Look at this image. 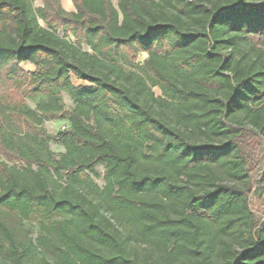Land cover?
<instances>
[{"label":"trees","instance_id":"obj_1","mask_svg":"<svg viewBox=\"0 0 264 264\" xmlns=\"http://www.w3.org/2000/svg\"><path fill=\"white\" fill-rule=\"evenodd\" d=\"M71 2L0 0V264H264V0Z\"/></svg>","mask_w":264,"mask_h":264},{"label":"rangeland","instance_id":"obj_2","mask_svg":"<svg viewBox=\"0 0 264 264\" xmlns=\"http://www.w3.org/2000/svg\"><path fill=\"white\" fill-rule=\"evenodd\" d=\"M117 1L118 0H111L113 5L115 6L117 5ZM59 2L65 11H74V5L71 2V0H59ZM33 5L35 8L42 7V0H34ZM40 25L45 27V24L43 22H40ZM59 35L60 36L63 35L61 31H59ZM84 49L87 50V48H84ZM146 57L147 55L145 53L140 54L138 56L137 63H142L146 59ZM22 69L26 72H29V71H33L34 68L30 64L24 63L22 65ZM71 80L74 86H79L80 84H82L81 81L75 79L73 76L71 77ZM152 90L156 96L160 95V90L158 88H153ZM61 98H62V102H63L65 109H71L73 107L72 100L65 93L61 94ZM26 103L29 106L34 107L31 101L28 100L26 101ZM41 126L46 130L48 134H56L57 132L64 130L67 126V123L66 121L51 120V121L42 122ZM47 146L56 155H59L60 153L64 151L61 145L56 144L53 141H49L47 143ZM251 150H252V158L256 160L255 164H251L252 165L251 174L254 178L258 179L257 176L260 173L259 171L260 165H256V164H258L257 161H262V158L264 157L262 156V150L260 149V146L258 147V143L256 141L251 143ZM16 165L20 166V164H16ZM97 172L100 177L95 179V181L101 186L103 184V181H102L103 169L98 168ZM256 187L257 185L253 186V190L250 195V206L254 214L260 218L264 214V195L260 194ZM27 228L32 229V231H36V224L35 223H32L31 225L29 224Z\"/></svg>","mask_w":264,"mask_h":264}]
</instances>
